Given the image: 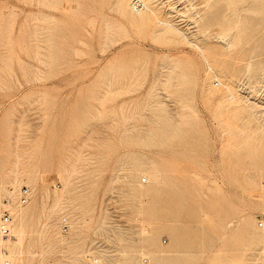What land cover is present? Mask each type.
<instances>
[{"label": "rangeland", "instance_id": "374dc122", "mask_svg": "<svg viewBox=\"0 0 264 264\" xmlns=\"http://www.w3.org/2000/svg\"><path fill=\"white\" fill-rule=\"evenodd\" d=\"M130 2L0 0L9 264H264V0Z\"/></svg>", "mask_w": 264, "mask_h": 264}, {"label": "bare ground", "instance_id": "6f19581e", "mask_svg": "<svg viewBox=\"0 0 264 264\" xmlns=\"http://www.w3.org/2000/svg\"><path fill=\"white\" fill-rule=\"evenodd\" d=\"M118 1H120V0H118ZM119 4H121V3H119ZM152 4V3H151ZM151 4L149 5V2L148 3H146L145 2V0H131V2H130V6H131V10L133 11V12H135V13H138V14H141V12L143 11V13H144V11L146 12L144 15H141L140 17L138 16V17H136V15H132V17H131V20L135 23L137 20H138V18H141V19H139V20H141V21H145V19L147 18V16H149V15H151L152 16V14L155 16V18L156 19H153L154 20V22H158V25L160 24V23H164L165 25V27H167L168 26V24H170L169 23V20H167V21H164V20H162V19H160V17L159 16H157V14H156V12H155V8H154V6L152 7L151 6ZM172 8V7H171ZM123 9V8H122ZM155 9V10H154ZM173 9V8H172ZM176 12V11H175ZM152 13V14H151ZM159 15V14H158ZM146 17V18H145ZM153 18V17H152ZM165 19V18H164ZM168 19V18H167ZM156 20V21H155ZM166 20V19H165ZM157 24V23H156ZM167 24V25H166ZM172 24V23H171ZM173 25V24H172ZM39 27H40V25H39ZM39 27H37V24H36V28H39ZM173 27V26H172ZM35 28V29H36ZM34 29V30H35ZM39 30H40V28H39ZM39 30H35L36 31V33L39 31ZM189 31V30H188ZM41 32V31H40ZM38 34V33H37ZM40 35V34H39ZM38 36V35H37ZM36 36V38L38 39L39 38V36L37 37ZM41 37V36H40ZM190 39V38H189ZM192 39V38H191ZM38 41V40H37ZM39 42H41V41H39ZM39 42H38V44H39ZM195 43V42H194ZM34 44H36L37 45V42H35ZM40 44H42V42L40 43ZM36 45L34 46V47H36ZM196 45H197V43H196ZM199 46V45H198ZM39 47V46H38ZM197 47V46H196ZM37 48V47H36ZM41 49H42V47H41ZM202 49V48H201ZM42 51V50H41ZM199 51H201V50H199ZM35 52H36V50H35ZM38 52H39V50H38ZM38 52H37V55H38ZM202 52V51H201ZM41 54V53H40ZM43 54V53H42ZM42 54H41V56H42ZM202 54H203V52H202ZM36 55V56H37ZM44 55V54H43ZM46 55V54H45ZM204 55V54H203ZM204 57V56H203ZM37 58V57H36ZM39 60H41V59H39V57H38V61ZM206 60V59H205ZM43 61V59L40 61V62H42ZM210 61V60H209ZM206 62H208V61H206ZM210 63V62H209ZM208 65V64H207ZM210 67V66H209ZM211 68V67H210ZM212 69V68H211ZM214 72V71H213ZM212 76V75H211ZM211 76H210V78H211ZM212 78H213V81H212V83H213V85H215V86H217V85H223V86H225V87H227V88H229L228 86H226V84H224L223 82H222V80L219 78V76H218V74H216L215 72H214V77L212 76ZM224 81V80H223ZM227 82V81H226ZM212 85V84H211ZM212 87H214V86H212ZM212 87H211V89H212ZM222 87V86H221ZM217 88V87H216ZM216 88H215V90H216ZM231 95V94H230ZM229 96V95H228ZM233 96V95H232ZM229 98V97H228ZM223 99H225V98H223ZM244 99V98H243ZM259 112H261V111H259ZM258 112V113H259ZM263 122V121H262ZM263 127V125L261 124V128ZM264 129V128H263ZM262 129V130H263ZM33 134V133H32ZM34 135V134H33ZM22 157V156H21ZM18 160V159H17ZM20 161V160H19ZM16 162V161H15ZM20 163V162H19ZM15 172V171H14ZM16 173H17V170H16ZM11 185V188H8V187H6V189L4 190V192H3V194L4 195H7L6 197H5V201L4 200H2L1 198H0V206L1 207H7L8 208V211H9V215H10V222H9V233H8V235H6V236H4V235H2L1 233H0V241L2 240L3 242H4V244L6 245V246H3L2 244L0 245V264H9L10 262L12 263V261L14 260V258H15V256H13V254H12V252L10 253V251H9V249H8V246H9V248H11L12 250H13V252H15L17 255H19V256H23V254H24V252H23V249H22V240H21V238L17 235V231H16V226H17V224H18V218L20 217V216H22L21 214H22V211L23 210H21V211H19L20 210V208L19 209H17L15 212H13L14 210H15V208L17 207V204H19V203H23V202H19V200H18V197H17V195H18V189H19V186H17L18 184H10ZM66 186H67V184H65L64 185V188L61 190V191H58V193H59V200L57 201L58 202V204H57V209L58 208H60V206H59V204H60V201H61V199L65 196V194L67 193H69V191H67L68 189H66ZM17 189V190H16ZM67 191V192H66ZM32 194V193H31ZM48 195V194H47ZM29 196H31L30 195V188H29V193H28V195H27V198H26V200L28 199V197ZM49 196V195H48ZM47 196V198L49 199V197ZM12 198H14L13 200H12ZM30 198H32V197H30ZM55 198V197H54ZM55 199H57V198H55ZM25 200V201H26ZM47 200V199H46ZM24 201V202H25ZM55 201V200H54ZM43 202V201H42ZM44 202H47V201H44ZM43 202V203H44ZM56 202V201H55ZM53 205V207H54V204H52ZM20 206V205H19ZM18 206V207H19ZM64 206V205H63ZM51 212V211H50ZM53 212V211H52ZM13 213V214H12ZM49 214V213H48ZM67 216V215H66ZM66 216L63 214L62 216H61V220L62 219H64L65 220V222H66V224H67V226H75L74 225V223L76 224L77 223V220H75L74 221V223H72V222H70V218H69V220H67L66 219ZM23 217H25L24 215H23ZM22 217V218H23ZM52 217H54V216H52ZM51 217V218H52ZM70 217V216H69ZM46 218H50V216L48 215V217H46ZM50 218V219H51ZM13 219H14V221H13ZM19 219H21V217L19 218ZM45 219V218H44ZM59 219V220H60ZM15 220H17V221H15ZM46 223H48L49 225H48V227L49 228H47V230H46V232H38L39 234V237H41L42 238V240H45V243H50V240H51V237H56V235H57V233L56 232H58V231H56L55 229V227H56V225L55 224H57V223H52V224H50V221L48 222V219H46V220H44ZM21 224H22V222H21ZM261 224H262V222H261ZM60 225V224H59ZM62 226V225H61ZM23 227V226H22ZM71 227V228H72ZM20 228V227H19ZM74 228V227H73ZM61 229V228H60ZM69 229V228H68ZM20 230V229H19ZM23 230H24V228H23ZM22 230V231H23ZM24 232V231H23ZM23 234V233H22ZM39 237H38V239H39ZM63 239V238H62ZM41 240V241H42ZM40 241V239H39V242H41ZM10 242V243H9ZM2 243V242H1ZM6 243H8V244H6ZM44 243V242H43ZM42 243V244H43ZM44 243V244H45ZM42 244H41V246H42ZM8 245V246H7ZM39 249H40V247L39 248H36V249H34V251H32L30 254H29V259L31 260V261H34V259H35V257H36V255H37V252L39 251ZM31 261L28 263V264H32L31 263ZM21 263V262H20ZM41 263V261H38V262H36L35 264H40Z\"/></svg>", "mask_w": 264, "mask_h": 264}, {"label": "built area", "instance_id": "2783aa9c", "mask_svg": "<svg viewBox=\"0 0 264 264\" xmlns=\"http://www.w3.org/2000/svg\"><path fill=\"white\" fill-rule=\"evenodd\" d=\"M29 193V187L27 185H21L18 189V200L19 202H24ZM9 222L10 215L7 207L0 206V233L4 236L9 233ZM67 224L64 219H62V228L66 229Z\"/></svg>", "mask_w": 264, "mask_h": 264}]
</instances>
